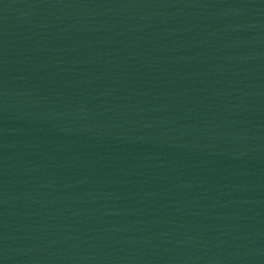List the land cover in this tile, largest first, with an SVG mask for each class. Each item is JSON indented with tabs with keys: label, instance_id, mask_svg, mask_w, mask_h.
<instances>
[{
	"label": "water",
	"instance_id": "water-1",
	"mask_svg": "<svg viewBox=\"0 0 264 264\" xmlns=\"http://www.w3.org/2000/svg\"><path fill=\"white\" fill-rule=\"evenodd\" d=\"M0 264H264V0H0Z\"/></svg>",
	"mask_w": 264,
	"mask_h": 264
}]
</instances>
